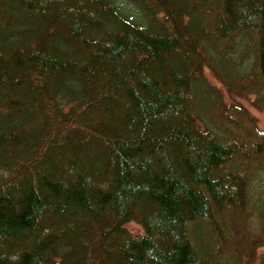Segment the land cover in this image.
I'll return each instance as SVG.
<instances>
[{"label":"trees","instance_id":"16d2710c","mask_svg":"<svg viewBox=\"0 0 264 264\" xmlns=\"http://www.w3.org/2000/svg\"><path fill=\"white\" fill-rule=\"evenodd\" d=\"M207 70L264 110V0H0V264H264V129Z\"/></svg>","mask_w":264,"mask_h":264},{"label":"rangeland","instance_id":"374dc122","mask_svg":"<svg viewBox=\"0 0 264 264\" xmlns=\"http://www.w3.org/2000/svg\"><path fill=\"white\" fill-rule=\"evenodd\" d=\"M206 73L209 76L210 80L213 83H216L221 88V90L224 92V96H225L227 101H236L239 103L241 102L242 104L247 106L250 109V111L252 112V114L257 118L260 128L264 129V110H260L254 106V104H253V98L255 97L254 95H251L249 97H241V96H238L236 94H231L227 91L225 86L222 83H220L213 76V74H211V72L209 70H207ZM122 105L124 106V108H126L128 106V101L126 99H123ZM60 172L63 175H69L70 174V170L68 168H66V169L63 168V169H61ZM106 188H103V189H106ZM256 195H257V197H260V198L264 197V174H262L256 181ZM257 202H259V201H257ZM258 220L259 219L256 217L255 223L257 226L260 224ZM127 227L129 229H131L134 233L144 234V229L140 224L130 222L127 224ZM263 249H264V246L258 250V253L260 254L261 251H263Z\"/></svg>","mask_w":264,"mask_h":264}]
</instances>
